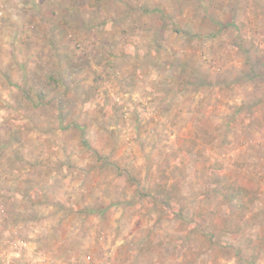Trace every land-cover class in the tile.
Returning <instances> with one entry per match:
<instances>
[{
  "label": "rangeland",
  "instance_id": "1",
  "mask_svg": "<svg viewBox=\"0 0 264 264\" xmlns=\"http://www.w3.org/2000/svg\"><path fill=\"white\" fill-rule=\"evenodd\" d=\"M70 1L31 11L53 33L0 120V180L15 182L0 190L5 251L19 264H264V0ZM216 173L258 191L239 233L222 231L228 207L222 222L208 210ZM155 185L179 210L144 196ZM31 234L43 245L27 260Z\"/></svg>",
  "mask_w": 264,
  "mask_h": 264
},
{
  "label": "crops",
  "instance_id": "2",
  "mask_svg": "<svg viewBox=\"0 0 264 264\" xmlns=\"http://www.w3.org/2000/svg\"><path fill=\"white\" fill-rule=\"evenodd\" d=\"M41 1L43 0H0V10L3 12L0 18L2 33L0 37V120L15 116V109L10 106L11 104L15 105L17 99L16 96H13L16 91L15 88H17L16 85H20L21 80L26 82L29 79L27 72L28 69H32L31 62H37L39 58L41 64L44 61L42 56L43 53H46L44 39H47L48 33L51 35L53 32L45 31L44 22L41 19L34 20V17L30 14L35 7L41 5ZM70 2L75 7L74 0ZM45 27H47L46 24ZM36 57H38L37 60H35ZM18 75L21 77L18 78ZM23 77L25 78L23 79ZM43 99L41 95V100ZM9 108H12L13 111ZM11 113L13 114L11 115ZM3 182L8 185L15 183L14 180H11V182L4 181V179L3 181L0 180V190L3 189ZM18 189H20V186H18ZM17 193L20 194L19 191ZM2 195L3 192L1 191L0 198H2ZM36 233L40 232L36 230ZM1 237L0 264L21 263L18 257L19 254L5 251L4 246L6 243L3 238L1 240ZM29 237L32 240L27 241V251L22 255L26 259L32 255L35 248L43 245V243H40V239L36 238L37 235L31 234Z\"/></svg>",
  "mask_w": 264,
  "mask_h": 264
},
{
  "label": "trees",
  "instance_id": "3",
  "mask_svg": "<svg viewBox=\"0 0 264 264\" xmlns=\"http://www.w3.org/2000/svg\"><path fill=\"white\" fill-rule=\"evenodd\" d=\"M221 174L222 169L220 168V176ZM128 180L130 183L135 182L132 175L129 176ZM211 183L214 186L206 194L208 195L209 212L216 220L220 218V222H222L223 216L221 218V214L224 213L222 210H224V207H228L230 213L225 215L226 218L223 221L224 224H222L224 225L222 231L227 234L239 233L241 231V224L246 217V212L251 209L254 202L258 199L257 189L253 183L245 182V180L243 182H227L221 185V180H218L217 173L212 175ZM144 196L151 197L154 203L160 207L167 206L172 211L179 210V204L173 197L172 188L169 189L166 186L155 185ZM195 212L199 220L204 219L205 214L201 209L197 208ZM100 213H105V210H101Z\"/></svg>",
  "mask_w": 264,
  "mask_h": 264
},
{
  "label": "built area",
  "instance_id": "4",
  "mask_svg": "<svg viewBox=\"0 0 264 264\" xmlns=\"http://www.w3.org/2000/svg\"><path fill=\"white\" fill-rule=\"evenodd\" d=\"M3 12L0 10V18L2 17ZM0 37H1V31H0ZM20 245H24L22 242ZM59 264H64V263H59ZM83 264H89V263H83Z\"/></svg>",
  "mask_w": 264,
  "mask_h": 264
}]
</instances>
